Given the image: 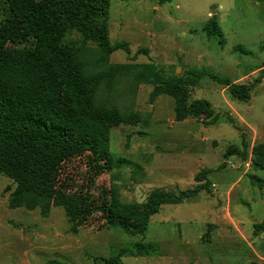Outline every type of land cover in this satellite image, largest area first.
<instances>
[{
  "label": "rangeland",
  "instance_id": "1",
  "mask_svg": "<svg viewBox=\"0 0 264 264\" xmlns=\"http://www.w3.org/2000/svg\"><path fill=\"white\" fill-rule=\"evenodd\" d=\"M109 2V41L126 42L129 49L111 53L109 63H153L167 76L205 69L234 83H251L264 69V1ZM7 15V4L0 0V25ZM212 16L222 40L203 30ZM63 44H84L90 49L86 61L97 49L75 31ZM152 89L140 84L130 91L123 81L108 99L121 114L140 115L135 126L110 130V152L123 160L120 167L95 174L88 152L64 149L58 154L49 143L37 158L39 179L62 190H88L95 200L116 185L122 202L140 203L155 189L173 194L192 189L202 169H213L207 176L210 191L163 205L142 236L110 227L100 212L72 232L61 207H53L47 217L38 209L10 208L15 184L0 175V264H92L93 258L115 256L120 248L132 250L137 242L152 244L154 250L140 256L127 252L122 264H264V232L253 234L254 224L264 221V189L249 182L252 174L264 180V170H254L250 161L251 148L264 143V81L248 102L232 99L224 85L208 77L190 87L191 100H207L218 114L209 126L201 118L176 121L174 99L161 95L151 102ZM104 97L99 91L97 98ZM242 135L247 161L235 155L225 159L230 146L241 147Z\"/></svg>",
  "mask_w": 264,
  "mask_h": 264
},
{
  "label": "trees",
  "instance_id": "2",
  "mask_svg": "<svg viewBox=\"0 0 264 264\" xmlns=\"http://www.w3.org/2000/svg\"><path fill=\"white\" fill-rule=\"evenodd\" d=\"M171 1L156 0L159 5ZM5 2L8 15L0 25V175L15 184L8 198L10 208L38 209L41 216L47 217L53 207H61L72 223V232L100 212L110 227L120 228L130 236H142L151 217L163 205L180 204L201 191H210L207 176L213 169H202L195 176V187L177 194L155 189L143 202L126 203L120 199L119 188L112 185L95 200L88 190H62L52 182L40 180L37 158L52 143L58 154L64 149L88 152L95 174L120 167L123 160L110 152V130L120 124L135 126L140 119L138 113L121 114L108 102L117 84L123 81L130 91L140 84H151V102L161 95L172 97L176 121L201 118L209 126L217 122L218 114L207 100H191L189 88L208 77L224 85L232 99L248 102L254 88L264 81V69L251 83H234L205 69L167 76L153 63H109L114 51L129 52L126 42L109 41V0ZM203 30L207 37L222 40L214 16ZM73 31L83 37L84 43L97 44L90 61L85 59L90 49L84 44H63L64 37ZM99 91L104 93L103 99L97 98ZM227 120L234 123L230 117ZM248 150L242 135L241 147L230 146L224 158L235 155L245 162ZM250 153L252 168L264 170V143L252 147ZM225 166L223 163L220 168ZM249 182L264 189V180L255 174L249 176ZM262 232L264 221L254 224L253 234ZM153 250L154 245L137 242L132 250L120 248L115 256L93 258L92 264H122L121 258L127 252L140 256ZM46 264L64 263L50 260Z\"/></svg>",
  "mask_w": 264,
  "mask_h": 264
}]
</instances>
